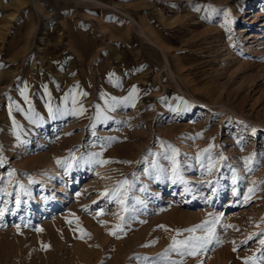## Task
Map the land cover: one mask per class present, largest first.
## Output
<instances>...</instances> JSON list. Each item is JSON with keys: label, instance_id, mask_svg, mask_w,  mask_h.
Instances as JSON below:
<instances>
[{"label": "rangeland", "instance_id": "1", "mask_svg": "<svg viewBox=\"0 0 264 264\" xmlns=\"http://www.w3.org/2000/svg\"><path fill=\"white\" fill-rule=\"evenodd\" d=\"M261 241L264 0H0V264Z\"/></svg>", "mask_w": 264, "mask_h": 264}, {"label": "snow or ice", "instance_id": "2", "mask_svg": "<svg viewBox=\"0 0 264 264\" xmlns=\"http://www.w3.org/2000/svg\"><path fill=\"white\" fill-rule=\"evenodd\" d=\"M133 91H135V89H133ZM261 243H264V241H261ZM192 254H195V253H192Z\"/></svg>", "mask_w": 264, "mask_h": 264}, {"label": "bare ground", "instance_id": "3", "mask_svg": "<svg viewBox=\"0 0 264 264\" xmlns=\"http://www.w3.org/2000/svg\"><path fill=\"white\" fill-rule=\"evenodd\" d=\"M261 14V13H260ZM259 16V15H258ZM47 21H48V19H47ZM255 38V37H254ZM254 199V198H253Z\"/></svg>", "mask_w": 264, "mask_h": 264}]
</instances>
